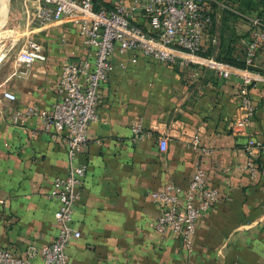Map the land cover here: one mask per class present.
Masks as SVG:
<instances>
[{
  "label": "crops",
  "instance_id": "0c3cea01",
  "mask_svg": "<svg viewBox=\"0 0 264 264\" xmlns=\"http://www.w3.org/2000/svg\"><path fill=\"white\" fill-rule=\"evenodd\" d=\"M118 1L132 2L95 4L111 7ZM216 7L204 50L211 47L216 56L230 44L239 53L250 28L243 37L235 26L223 21L219 26ZM28 27L44 57L30 65L0 61V91L8 88L16 95L8 100L0 94V246L21 256L56 234L57 202L49 191L53 177L68 170L67 135L45 128L35 115L16 121L12 113L29 105L48 109L58 98L62 62L93 54L71 15ZM111 60L115 67L98 88L97 119L88 126L87 146L74 159L86 169L71 220L80 235L66 245L68 264H264V151L254 157L252 171L244 148L247 141L264 142V80L243 85L233 72L223 77L203 66L181 70L142 52L134 62L117 52ZM254 64L250 70L264 75V45ZM242 89L254 111L244 131L235 132L230 122L240 112ZM136 119L145 134L132 140ZM161 134L167 138L164 151L158 146ZM198 166L219 198L197 219L188 250L174 232L154 228L160 206L150 191L169 180L185 187ZM41 263L38 254L27 262Z\"/></svg>",
  "mask_w": 264,
  "mask_h": 264
},
{
  "label": "built area",
  "instance_id": "2783aa9c",
  "mask_svg": "<svg viewBox=\"0 0 264 264\" xmlns=\"http://www.w3.org/2000/svg\"><path fill=\"white\" fill-rule=\"evenodd\" d=\"M26 1L29 0H25L26 24L47 23L71 15L83 43L93 54L67 57L62 62L56 85L58 98L48 109L29 105L12 113L16 121L35 115L45 128L53 126L56 131H65L68 170L63 176L53 177L49 191L57 202L54 218L58 228L53 239L39 247L30 246L25 256L0 246V264H27L35 254L41 257V264H68L66 245L71 237L80 235L71 220L86 169L84 163H76L74 159L87 146L88 126L97 119L98 88L115 67L111 55L114 52L128 54V59L134 62L138 52H142L157 61L173 63L181 70L204 66L223 77L233 72L241 75L242 84L246 85L255 79L264 80L263 74L249 68L255 65L258 48L264 45V20L237 11L250 23V35L243 45L245 66H238L205 54L204 36L212 23L213 5L221 3L219 0H132L130 3L118 1L111 7L96 6L95 0H34L35 5ZM211 40L215 41V37ZM6 52L0 54V60L6 57ZM43 57L42 44L27 35L15 50L13 60L15 65H30ZM119 65L124 67L125 61H120ZM0 94L8 100L16 98L8 88L1 89ZM253 111L251 99L242 89L240 112L230 122L232 129L244 131ZM130 129L132 140L145 134L140 119L134 120ZM197 137L193 134L194 143ZM166 145V135H159V150L164 151ZM244 148L248 154L246 165L253 171L256 168L254 157L264 151V142L247 141ZM150 196L160 206L153 221L154 228L160 233L174 232L191 250L196 221L218 200L219 193L216 187L206 184L205 171L198 166L185 187L169 180L161 189L151 190Z\"/></svg>",
  "mask_w": 264,
  "mask_h": 264
},
{
  "label": "rangeland",
  "instance_id": "374dc122",
  "mask_svg": "<svg viewBox=\"0 0 264 264\" xmlns=\"http://www.w3.org/2000/svg\"><path fill=\"white\" fill-rule=\"evenodd\" d=\"M5 1L6 0H0V54L7 50L5 58L10 59L13 58L15 50L20 46L22 40L28 33L30 34V27H28L30 24H26L25 0H7V7L4 10L1 7L4 6L3 4H5ZM26 3L35 5L36 2L34 0H29V2L26 1ZM248 4L257 9L264 8V0H249ZM233 9H242V11L247 13L251 12H249L250 9H248V7L240 3V0H223L216 7V16L214 15L215 21L217 24L219 23V26L221 25V21L229 26H235L237 30L242 31L241 33L244 37L248 35L250 23L246 17L240 14H233V12H231ZM14 42L16 43L12 46Z\"/></svg>",
  "mask_w": 264,
  "mask_h": 264
},
{
  "label": "trees",
  "instance_id": "16d2710c",
  "mask_svg": "<svg viewBox=\"0 0 264 264\" xmlns=\"http://www.w3.org/2000/svg\"><path fill=\"white\" fill-rule=\"evenodd\" d=\"M219 1H223V0H219ZM248 2H249V0H240L241 4L243 3L246 7H248V9H250L249 10V12L251 11L250 13L244 12V11H242V9H237V10L233 9V11H231V12H233V14H235V15H238L237 11L245 13L247 15H257V16L262 17L264 20V8L257 9L256 7L248 4ZM243 51H244V47H242V49L239 53H237V52L235 53L234 47L229 44L227 46V48H225V50L220 51L216 56L215 55L214 56L218 59L230 62V63L238 65V66H245L244 59H243V53H244ZM209 53L210 54L213 53V49L211 47L208 49V51L205 52V54H208V55H209ZM198 67H202V66H198ZM198 67H196V68H198ZM250 68H252V67L250 66Z\"/></svg>",
  "mask_w": 264,
  "mask_h": 264
},
{
  "label": "bare ground",
  "instance_id": "6f19581e",
  "mask_svg": "<svg viewBox=\"0 0 264 264\" xmlns=\"http://www.w3.org/2000/svg\"><path fill=\"white\" fill-rule=\"evenodd\" d=\"M7 5V0L5 1V4H4V6H6Z\"/></svg>",
  "mask_w": 264,
  "mask_h": 264
}]
</instances>
